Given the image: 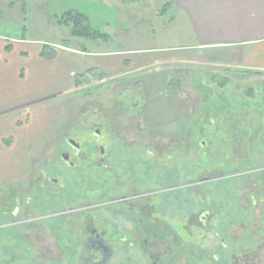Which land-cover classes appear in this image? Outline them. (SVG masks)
<instances>
[{"label":"rangeland","instance_id":"obj_1","mask_svg":"<svg viewBox=\"0 0 264 264\" xmlns=\"http://www.w3.org/2000/svg\"><path fill=\"white\" fill-rule=\"evenodd\" d=\"M69 11L83 14L109 39L72 37L71 29L57 25L55 18ZM0 19L24 22V36L43 45L118 51V56L127 57L136 51L177 49L167 52L169 61L141 71L131 68L124 78H117L116 71L97 72L90 64L92 57L79 56L74 68H64L67 87L58 92L53 85L56 70L60 77L63 71L54 63L26 70L25 83L32 96L42 97L36 103L43 106L25 110L17 103L0 102V201L15 194L23 202L30 197L36 203L29 205L39 215L54 209L52 202L59 195L101 202L113 189L132 187L154 192L150 204L160 212L154 217L161 223L157 226L153 217L122 214L121 207L114 205L59 224L58 219L53 220L49 227L57 231L53 229L48 236L43 224L30 226L31 234L28 227L26 232L2 228L0 264H40L44 255L56 257L54 232L64 247L61 262L76 264L88 254L78 245L88 215L99 231H107L106 239L114 246L110 264H148L137 247L124 245L121 233L134 227L127 238L165 242L170 238L168 230L166 236H155L141 227H160L158 231L163 233L169 225L183 244L178 264H212L214 253L223 264H233L234 259L240 260L238 264H264V68L242 59L243 47L214 48L200 56L179 53L190 49L193 37L184 14L171 0H137L135 4L121 0H0ZM19 102L25 104L24 99ZM46 107H53V112L42 125L43 139L22 155L16 145L18 131L7 127L6 121L25 124L22 129L35 128L41 122L35 112ZM30 113L31 122L26 124ZM92 120L102 124L105 147L109 153L114 151L109 156L114 172L94 163L98 146L87 139L92 138L88 131ZM61 136H75L85 151L78 159L72 155L77 161L73 168L59 158L61 148H69L59 144ZM6 160L12 162L7 165L9 170H4ZM43 173L58 179L59 185L44 180ZM40 196L49 199L46 208L37 204ZM3 209L0 207V223L8 221ZM201 211L212 214L207 227L188 226L189 215ZM28 244H45L46 249L33 251Z\"/></svg>","mask_w":264,"mask_h":264},{"label":"crops","instance_id":"obj_2","mask_svg":"<svg viewBox=\"0 0 264 264\" xmlns=\"http://www.w3.org/2000/svg\"><path fill=\"white\" fill-rule=\"evenodd\" d=\"M136 1L127 3L135 4ZM171 5L184 14L187 20L186 28L191 30L193 37L188 46L190 49L179 50V53L195 52L200 56L214 48L229 47L234 50L243 47L242 59L252 62V65L259 69L264 68V0H171ZM22 12L25 14L24 10ZM24 31V22L18 20L9 23L0 19V102L17 103L25 110L32 106H43L36 103L42 97L32 96L29 84L25 83L26 70L29 72L38 68L43 69L44 64L50 62L63 71L66 67L74 68L77 65V57L85 55L92 57L90 64L97 72L110 74L116 71L117 78H124L130 75L131 68L133 71H141L163 61H169L170 55L167 52L177 50L156 48L145 50V53L136 51L127 57L118 56V51L89 52L54 43L52 47L56 55L47 58L42 56L43 42L26 38ZM67 69L61 73V77L58 70L57 74L55 72L57 80L54 78L56 81L53 85L56 92L66 90ZM20 99H24L25 104L20 103ZM52 108L46 107L43 111L35 112L41 121L35 128L22 129L25 124L19 126L16 120L6 121L7 127H13L18 131L15 136L18 140L16 145L22 155L40 144L43 139L42 125L52 117ZM33 116L34 114L32 120ZM30 118L31 113L28 121L24 123L30 124ZM8 163L12 165L11 160H6L4 170H9Z\"/></svg>","mask_w":264,"mask_h":264},{"label":"flooded vegetation","instance_id":"obj_3","mask_svg":"<svg viewBox=\"0 0 264 264\" xmlns=\"http://www.w3.org/2000/svg\"><path fill=\"white\" fill-rule=\"evenodd\" d=\"M102 124L95 122L92 120L91 124L88 126L89 133L92 134V138H87L89 141V144L95 142V147H97V155L98 158L94 161L96 166L102 167L106 170H109L110 172H114L115 169L111 166L109 156H113L114 151H109L105 147V143L103 142L104 134L102 131ZM61 142L60 145L65 144L68 149L63 147L60 150L59 158L68 165L69 167L73 168L77 165V161H75L72 158V155L78 159L84 156V152L80 143L78 142L77 138L75 136H61L60 138ZM98 144V145H97ZM96 150V148L94 149ZM44 180L48 181L53 186L59 185V180L52 177V176H46L43 173ZM125 187V186H124ZM113 189V188H112ZM112 193V194H111ZM107 196H104L106 199L101 202H93V201H80L78 199H65L63 195H59L57 197V200L53 203V208L51 211H48L47 209L42 211L39 215L34 212V209H31L30 204L34 205L36 202L34 200H31L30 197H27L26 202H23L19 199V197L15 194L14 196H7L4 198L3 201H0L1 205L0 207L4 209L2 213L8 217V221H5L3 223H0V229L10 227V228H23L25 229V232L27 230V227L29 228L32 225H36L39 227V224L47 225V228H45L46 233L45 235L48 236L49 232L53 231L52 228L49 227V224L53 221L58 219L59 221H65L66 219H74L73 217H79L81 214L85 213H91L93 210H95L98 207L106 206H120L121 207V213L128 212L130 214L136 215L139 218H150L153 217L155 224L158 226L161 223V220L157 217H154L155 215L159 214V211H156L154 207H151V201L154 192H144L140 191L139 189L134 188H116L113 189ZM49 199H46L45 197L40 196L38 198L37 204H43L41 206L46 208L45 205H49L47 202ZM8 208V209H7ZM117 209V208H116ZM126 210V211H125ZM95 215V214H91ZM212 217V214L201 211L199 213H191L188 217V226L191 227L194 225L200 226L201 228L207 227V221ZM84 236L80 240L78 239V245L81 247L83 252H87L88 254L81 260H76V264L82 262V264H110V261L112 257L114 256V246L106 239L107 231H99L95 226V221L92 216L88 215L84 218ZM160 227H141L143 231L147 235H155V236H162L161 234L165 235V231L170 235V238L168 241L160 242L158 241H149L144 238H140L139 236L137 238H127L126 234H130V231L134 232V227H131L130 229L124 230V233H121V239L126 247H137L141 253L144 255V257L148 260V264H178L180 261H178L179 255V249L183 247V244L179 241L178 233L176 230H174L172 227L168 229H163V233L159 229ZM185 230L188 231V227H184ZM57 231V229L55 230ZM139 231V230H138ZM158 231V233H157ZM28 232L31 234L32 229L29 228ZM132 232V233H133ZM131 233V234H132ZM140 234V233H138ZM57 236L56 239H54V248L58 251V254L56 257H50L49 255L42 256V259L40 260V264H51V263H62L61 258L63 257V251L64 247L60 243H58V233L55 234V232L52 234ZM141 235V234H140ZM71 237V236H70ZM45 239V237H44ZM57 242V243H56ZM46 243V242H45ZM31 249L37 250V251H45V244L41 245L42 247H38L37 244H28ZM49 246V245H48ZM187 252H191L189 248L186 247ZM94 252V254H92ZM208 253V252H207ZM93 255V256H92ZM192 255V254H191ZM190 255V256H191ZM208 255H210L208 253ZM207 256V255H206ZM209 257V256H207ZM178 258V259H177ZM200 261V260H198ZM211 261L212 264H223L222 260H220L219 255L212 254L211 255ZM184 263V261H181ZM242 262V261H241ZM240 263L233 260V264ZM186 264H192V261L187 262Z\"/></svg>","mask_w":264,"mask_h":264},{"label":"trees","instance_id":"obj_4","mask_svg":"<svg viewBox=\"0 0 264 264\" xmlns=\"http://www.w3.org/2000/svg\"><path fill=\"white\" fill-rule=\"evenodd\" d=\"M25 1V0H23ZM124 2H133L135 0H121ZM56 23L59 26H67L71 30V36L77 38H83L90 41L104 40L107 41L109 36L101 32L100 30L94 28L91 24L88 23L87 18L81 14L72 12L63 13L60 16H55ZM86 21V22H85ZM87 23V24H84ZM56 55L55 49L52 46L44 45L42 50V56L47 58H53ZM261 73L260 71H255V74ZM75 84L79 85L77 81Z\"/></svg>","mask_w":264,"mask_h":264}]
</instances>
